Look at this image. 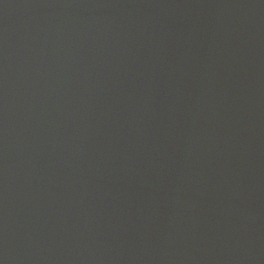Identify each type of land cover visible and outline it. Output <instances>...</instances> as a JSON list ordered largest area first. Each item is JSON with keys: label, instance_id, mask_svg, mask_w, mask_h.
Masks as SVG:
<instances>
[{"label": "water", "instance_id": "obj_1", "mask_svg": "<svg viewBox=\"0 0 264 264\" xmlns=\"http://www.w3.org/2000/svg\"><path fill=\"white\" fill-rule=\"evenodd\" d=\"M119 264H264V177L191 226Z\"/></svg>", "mask_w": 264, "mask_h": 264}]
</instances>
